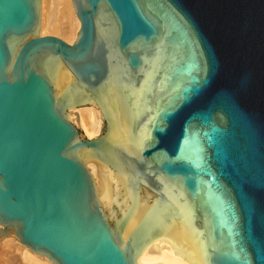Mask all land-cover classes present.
Masks as SVG:
<instances>
[{
	"label": "water",
	"instance_id": "95a60500",
	"mask_svg": "<svg viewBox=\"0 0 264 264\" xmlns=\"http://www.w3.org/2000/svg\"><path fill=\"white\" fill-rule=\"evenodd\" d=\"M72 1L70 45L40 35L42 0H0L4 232L53 264H137L157 239L264 264V0ZM86 106L93 140L68 116Z\"/></svg>",
	"mask_w": 264,
	"mask_h": 264
},
{
	"label": "bare ground",
	"instance_id": "6f19581e",
	"mask_svg": "<svg viewBox=\"0 0 264 264\" xmlns=\"http://www.w3.org/2000/svg\"><path fill=\"white\" fill-rule=\"evenodd\" d=\"M42 19L40 35L54 36L63 39L72 45L80 32L81 23L77 17L72 0H42ZM70 120L78 126L81 136L88 140L98 138L104 127L102 113L98 106L72 108L68 111ZM94 173V166L88 167ZM5 228L0 225V251H14L19 254L20 261L26 264H53L46 256L34 253L29 247L23 245L11 233H5ZM158 241H166V248L162 254H148L151 245ZM173 245L168 240L157 239L152 242L145 252L138 258L137 264H190L186 260L173 254Z\"/></svg>",
	"mask_w": 264,
	"mask_h": 264
},
{
	"label": "rangeland",
	"instance_id": "374dc122",
	"mask_svg": "<svg viewBox=\"0 0 264 264\" xmlns=\"http://www.w3.org/2000/svg\"><path fill=\"white\" fill-rule=\"evenodd\" d=\"M0 264H26V263L20 261L18 253L14 251L9 252L2 250L0 251Z\"/></svg>",
	"mask_w": 264,
	"mask_h": 264
}]
</instances>
